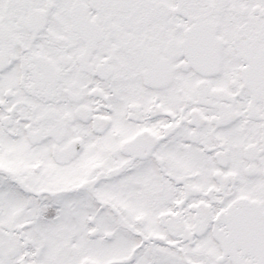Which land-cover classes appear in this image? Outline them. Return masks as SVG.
<instances>
[{
	"label": "snow or ice",
	"instance_id": "1",
	"mask_svg": "<svg viewBox=\"0 0 264 264\" xmlns=\"http://www.w3.org/2000/svg\"><path fill=\"white\" fill-rule=\"evenodd\" d=\"M0 264H264V0H0Z\"/></svg>",
	"mask_w": 264,
	"mask_h": 264
}]
</instances>
